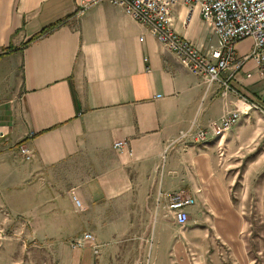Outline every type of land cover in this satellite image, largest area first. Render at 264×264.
I'll list each match as a JSON object with an SVG mask.
<instances>
[{
  "label": "crops",
  "instance_id": "obj_1",
  "mask_svg": "<svg viewBox=\"0 0 264 264\" xmlns=\"http://www.w3.org/2000/svg\"><path fill=\"white\" fill-rule=\"evenodd\" d=\"M78 6L79 0H0V222L21 214L30 225L25 233L91 231L107 251L121 233H152L155 218L170 243L167 194L185 189L196 199L187 206L195 224L185 233H211L203 244L221 240L241 264L245 217L226 169L232 134L173 139L193 121L206 125L232 109L238 94L264 106V79L245 76L254 62L221 74L231 86L222 95L219 81L207 86L122 7L108 0L84 11ZM171 15L174 30L201 52L215 40L197 8L189 13L176 2ZM250 45L239 40V55ZM119 139L127 143L114 147ZM224 142L227 152L219 156ZM20 144L32 151L30 159ZM150 241L151 253L154 236ZM13 251L9 261L17 264ZM63 253L62 264L94 261L89 245L72 249L65 241Z\"/></svg>",
  "mask_w": 264,
  "mask_h": 264
},
{
  "label": "rangeland",
  "instance_id": "obj_2",
  "mask_svg": "<svg viewBox=\"0 0 264 264\" xmlns=\"http://www.w3.org/2000/svg\"><path fill=\"white\" fill-rule=\"evenodd\" d=\"M9 91H3V94ZM230 135L232 142L226 163L227 177L233 181L230 187L235 205L245 217V228L241 233L245 252L241 264H264V113L253 109L247 115L242 114L230 129ZM227 148V143L220 144L218 155H225ZM252 151L256 152L254 158ZM189 217L184 225L173 223L172 230L175 233H172L170 243L167 233H160L155 218L149 226L152 233H139L136 230L135 233H121L112 239L116 247L114 250L93 254V264H144L150 258L156 264H182L183 261L186 264L238 263L221 240H215L213 245L208 244V241L203 244L202 236H212L211 233L192 236L185 233L195 224L191 213ZM17 220L0 222L6 232L0 233V264H13L9 261V257L15 254L13 249L19 259L17 264H62L66 254L63 253L65 241L69 242L72 249L77 248L71 242L78 233H61L60 230L55 233H25L30 225L21 214H18ZM15 228H18V233L14 232ZM149 236L151 239L154 236L151 253ZM177 240L181 243L180 247L173 245V241Z\"/></svg>",
  "mask_w": 264,
  "mask_h": 264
},
{
  "label": "built area",
  "instance_id": "obj_3",
  "mask_svg": "<svg viewBox=\"0 0 264 264\" xmlns=\"http://www.w3.org/2000/svg\"><path fill=\"white\" fill-rule=\"evenodd\" d=\"M101 0H79V11ZM118 5L149 31L167 49L174 52L180 62L192 73L203 78L207 86L219 81L222 84L221 94L226 95L231 89L227 78L238 73L247 60L251 59L254 66L245 71L250 77L255 72L264 79V0H108ZM176 2H182L191 13L197 8L201 17L209 22L215 40L210 41L204 52L189 39L179 35L173 28L171 9ZM242 39L251 41L247 52L239 55L237 42ZM251 109L264 113V106L256 100L238 94L235 106L217 118H210L206 125L193 121L188 127L181 129L173 141L191 139L204 142L210 137H222L238 122L242 114ZM125 139L116 140L114 147H123ZM170 144L165 148L168 149ZM19 152L25 159L32 157V151L25 145H19ZM74 204L81 207L80 198L73 193ZM167 215L177 225H184L189 218L187 206L195 203V196L185 189L167 194ZM102 242L91 231H84L72 239L73 247L89 245L93 254L101 251Z\"/></svg>",
  "mask_w": 264,
  "mask_h": 264
},
{
  "label": "trees",
  "instance_id": "obj_4",
  "mask_svg": "<svg viewBox=\"0 0 264 264\" xmlns=\"http://www.w3.org/2000/svg\"><path fill=\"white\" fill-rule=\"evenodd\" d=\"M55 24H56V23H52L51 25H49V26L43 28L41 31H39V33H43V32L48 31V30H49L52 26H54Z\"/></svg>",
  "mask_w": 264,
  "mask_h": 264
}]
</instances>
